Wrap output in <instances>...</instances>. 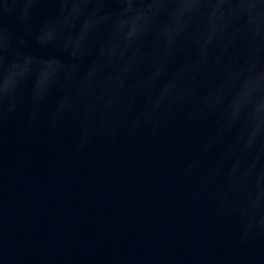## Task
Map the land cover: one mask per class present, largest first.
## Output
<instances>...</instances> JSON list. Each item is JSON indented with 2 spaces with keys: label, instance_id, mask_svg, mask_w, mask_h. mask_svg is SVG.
Here are the masks:
<instances>
[{
  "label": "clouds",
  "instance_id": "clouds-1",
  "mask_svg": "<svg viewBox=\"0 0 264 264\" xmlns=\"http://www.w3.org/2000/svg\"><path fill=\"white\" fill-rule=\"evenodd\" d=\"M17 117L75 153L205 125L178 178L264 264V0H0V146Z\"/></svg>",
  "mask_w": 264,
  "mask_h": 264
},
{
  "label": "water",
  "instance_id": "water-1",
  "mask_svg": "<svg viewBox=\"0 0 264 264\" xmlns=\"http://www.w3.org/2000/svg\"><path fill=\"white\" fill-rule=\"evenodd\" d=\"M206 126L177 124L131 149L9 122L0 146V264H224L222 220L194 207L178 178ZM59 172V175H57Z\"/></svg>",
  "mask_w": 264,
  "mask_h": 264
}]
</instances>
